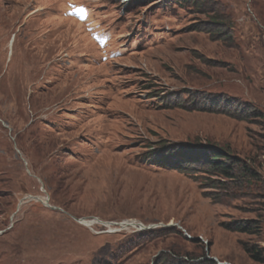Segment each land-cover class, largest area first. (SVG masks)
I'll use <instances>...</instances> for the list:
<instances>
[{"label":"rangeland","instance_id":"1","mask_svg":"<svg viewBox=\"0 0 264 264\" xmlns=\"http://www.w3.org/2000/svg\"><path fill=\"white\" fill-rule=\"evenodd\" d=\"M0 264H264V0H0Z\"/></svg>","mask_w":264,"mask_h":264},{"label":"trees","instance_id":"2","mask_svg":"<svg viewBox=\"0 0 264 264\" xmlns=\"http://www.w3.org/2000/svg\"><path fill=\"white\" fill-rule=\"evenodd\" d=\"M221 158H225V161H229L228 157L223 154H219L218 152H213L210 157L207 159V164L209 165V174L212 176L222 177L224 179H233L235 175L233 174V166H225L224 164L219 163L218 161ZM248 173L247 170H241V176L244 177ZM238 232L249 233L247 229L243 227H238L236 229ZM256 260H261L260 257H256Z\"/></svg>","mask_w":264,"mask_h":264},{"label":"snow or ice","instance_id":"3","mask_svg":"<svg viewBox=\"0 0 264 264\" xmlns=\"http://www.w3.org/2000/svg\"><path fill=\"white\" fill-rule=\"evenodd\" d=\"M79 11H80L81 16H83V11L84 10L83 9H80ZM101 43H103V41H101Z\"/></svg>","mask_w":264,"mask_h":264},{"label":"bare ground","instance_id":"4","mask_svg":"<svg viewBox=\"0 0 264 264\" xmlns=\"http://www.w3.org/2000/svg\"><path fill=\"white\" fill-rule=\"evenodd\" d=\"M86 224V223H85ZM92 225V224H91Z\"/></svg>","mask_w":264,"mask_h":264}]
</instances>
